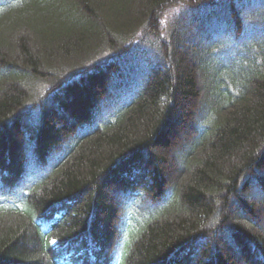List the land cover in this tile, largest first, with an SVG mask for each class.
<instances>
[{
    "label": "trees",
    "instance_id": "1",
    "mask_svg": "<svg viewBox=\"0 0 264 264\" xmlns=\"http://www.w3.org/2000/svg\"><path fill=\"white\" fill-rule=\"evenodd\" d=\"M0 264H264V0H0Z\"/></svg>",
    "mask_w": 264,
    "mask_h": 264
},
{
    "label": "rangeland",
    "instance_id": "2",
    "mask_svg": "<svg viewBox=\"0 0 264 264\" xmlns=\"http://www.w3.org/2000/svg\"><path fill=\"white\" fill-rule=\"evenodd\" d=\"M174 11V9H171L170 11H167L168 14H171ZM179 43H184L183 39H180L178 41ZM114 67V69H113ZM118 69H121V66H118L116 64H111V65H107L106 67H104V70L107 73V77L110 80V82H112L113 80H115V74L114 71H117ZM103 70V69H102ZM202 78V77H201ZM201 78H199L200 81V85H201ZM202 100V99H201ZM196 103H198L197 105L199 106L200 104V99L198 100V102L196 101L194 103L193 100H189V101H185L182 102V109L177 112L176 115V119L174 121V123H172V125H170L169 127V137L171 139V148L168 152L169 153V157L164 154L166 151V148H160L156 154H160L163 157L165 156L167 159V162L164 163V165L161 166V169L164 172V178L165 180H167V183L170 184L171 182H174V179L178 176V163L175 161V158L173 156V151L175 150V148H177V143L179 142H183L184 139L188 136V126H187V120H188V113L190 112V110L194 107V105H196ZM62 117V116H61ZM168 150V149H167ZM148 160V159H147ZM145 162L147 163V161L145 160ZM173 163V164H172ZM122 190H124L126 192V195H128L130 192L128 190H126V188H123ZM126 195L123 193V196L126 197ZM129 196H131V194H129ZM124 199H119V203H121ZM260 216V215H259Z\"/></svg>",
    "mask_w": 264,
    "mask_h": 264
}]
</instances>
